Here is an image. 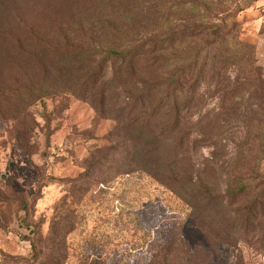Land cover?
Instances as JSON below:
<instances>
[{"label":"rangeland","instance_id":"rangeland-1","mask_svg":"<svg viewBox=\"0 0 264 264\" xmlns=\"http://www.w3.org/2000/svg\"><path fill=\"white\" fill-rule=\"evenodd\" d=\"M203 1L210 25L227 21L231 38L181 129L213 198L192 210L146 175L118 177L132 101L118 89L100 115L71 90L79 71L66 76L48 52L113 28L148 32L146 2L0 0V264H153L152 251L166 243L167 264H264V184L251 179L234 198L228 190L244 166L264 175V103L252 82L263 76L256 44L264 0ZM222 107L230 118L217 129Z\"/></svg>","mask_w":264,"mask_h":264},{"label":"trees","instance_id":"trees-1","mask_svg":"<svg viewBox=\"0 0 264 264\" xmlns=\"http://www.w3.org/2000/svg\"><path fill=\"white\" fill-rule=\"evenodd\" d=\"M142 1L149 11L146 18L152 14L153 26L148 32L128 34L113 28L99 41L75 46L65 44L48 52L68 71L66 76L73 77V69L79 71V81L71 90L74 94L82 91L87 100L92 99L100 115L106 116L112 104L109 96L118 89L127 95L128 102L132 101L124 110L129 131L122 151L126 170L118 177L125 179L134 173L146 175L164 188L171 200L192 210L212 205L213 198L201 183L200 171L188 150L190 134L185 135L181 129L185 128L186 116L195 107L201 84L211 75L209 67L214 68L216 53L221 55L224 45H229L230 26L227 21H221L222 25L217 27L210 25L212 13L206 6L209 5L207 1ZM231 18L233 22L234 17ZM199 37L205 39L200 45L199 42L194 44ZM46 53L47 49L41 58ZM258 70L261 69L256 67L255 71ZM252 82L264 103L263 76L261 79L255 75ZM227 95L224 94L222 100ZM221 110L214 122L217 129L230 118L224 107ZM136 112L138 115L132 117ZM240 170L231 181H236L238 187L228 186L233 198L234 191L236 195L248 191L245 182L251 179H260V184H264V175L254 166H244ZM105 182L110 185L114 181ZM263 195L264 190L257 197ZM251 213L249 210L248 214ZM141 243L146 242L142 240ZM171 244L152 251L150 261L167 264Z\"/></svg>","mask_w":264,"mask_h":264},{"label":"crops","instance_id":"crops-1","mask_svg":"<svg viewBox=\"0 0 264 264\" xmlns=\"http://www.w3.org/2000/svg\"><path fill=\"white\" fill-rule=\"evenodd\" d=\"M262 24L264 26V15L262 17ZM256 56L258 60V65L262 68L264 79V31L258 36L256 44Z\"/></svg>","mask_w":264,"mask_h":264}]
</instances>
